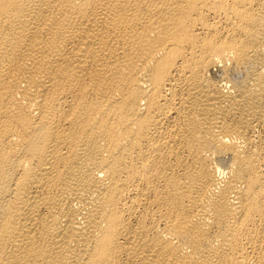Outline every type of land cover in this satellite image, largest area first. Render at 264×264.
I'll list each match as a JSON object with an SVG mask.
<instances>
[{
	"label": "bare ground",
	"instance_id": "obj_1",
	"mask_svg": "<svg viewBox=\"0 0 264 264\" xmlns=\"http://www.w3.org/2000/svg\"><path fill=\"white\" fill-rule=\"evenodd\" d=\"M0 264H264V0H0Z\"/></svg>",
	"mask_w": 264,
	"mask_h": 264
}]
</instances>
